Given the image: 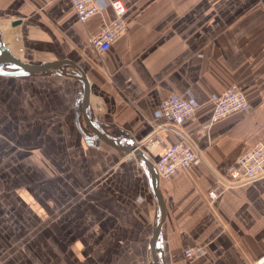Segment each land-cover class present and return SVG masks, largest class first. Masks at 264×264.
<instances>
[{"label":"crops","instance_id":"0c3cea01","mask_svg":"<svg viewBox=\"0 0 264 264\" xmlns=\"http://www.w3.org/2000/svg\"><path fill=\"white\" fill-rule=\"evenodd\" d=\"M122 1L126 29L100 53L88 37L115 18L110 5L81 23L69 0H0L2 39L29 61L76 62L95 126L121 147L135 143L156 173L164 143L193 145L195 162L157 179L166 264H253L264 251V173L219 179L264 143V0ZM231 84L248 109L211 123L214 98ZM80 92L72 77L0 74V264H151V177L132 150L87 137L81 118L77 127ZM171 94L194 107L178 133L158 127ZM149 137L161 141L150 147ZM209 188L220 190L212 202Z\"/></svg>","mask_w":264,"mask_h":264},{"label":"built area","instance_id":"2783aa9c","mask_svg":"<svg viewBox=\"0 0 264 264\" xmlns=\"http://www.w3.org/2000/svg\"><path fill=\"white\" fill-rule=\"evenodd\" d=\"M75 12L77 21L84 23L92 15L101 12L106 5H110L116 16L110 21H103L95 33L89 35L91 47L98 53L109 48L115 38L124 33L126 19L124 13L126 5L122 0H69ZM249 107L243 89L237 84H231L213 100V109L210 122H214L230 113L243 112ZM162 113L167 117L166 124H158V127H171L178 133L180 124L194 113V107L186 98L171 94L160 101ZM161 139L149 137L147 145L155 146ZM198 158L193 145L183 139L171 143H164L161 154L154 161L155 169L161 178L171 177L177 169H184ZM264 173V143L257 141L243 150L234 160L229 176L220 178V185L230 186L243 183L257 175ZM221 186V187H222ZM220 190L209 188L207 197L210 202L215 199ZM202 249V246L186 250V256H192ZM253 264H264V251L253 261Z\"/></svg>","mask_w":264,"mask_h":264},{"label":"water","instance_id":"95a60500","mask_svg":"<svg viewBox=\"0 0 264 264\" xmlns=\"http://www.w3.org/2000/svg\"><path fill=\"white\" fill-rule=\"evenodd\" d=\"M22 22V19H14L11 25H17ZM1 30V29H0ZM66 66L71 67L67 69ZM0 74L8 76H33L37 74L41 75H63L67 77H72L80 82L81 92L80 99L77 100L75 105V111L77 114V127H82V123L87 128V137L92 139L102 140L109 145L116 147L120 150L129 151L132 149L133 156L139 159L143 165L146 167L152 181L153 191L155 193V200L157 203L158 217L156 218L155 225L152 227L151 238H150V256L149 261L151 264H166L163 244L161 243V225L164 220L165 208L163 199L157 190V179L158 175L155 172L152 164L146 159L143 154L142 149L131 141L128 142L129 145L126 147H121L112 137L107 135L103 130L95 126V120L91 116L89 111V82L87 76L83 69L73 60L68 58H59L49 61H29L22 57H18L13 54L10 48L5 44L2 39V34L0 31ZM81 118V121H80ZM83 128V127H82ZM127 141V140H126ZM167 262V261H166ZM168 264V263H167Z\"/></svg>","mask_w":264,"mask_h":264},{"label":"rangeland","instance_id":"374dc122","mask_svg":"<svg viewBox=\"0 0 264 264\" xmlns=\"http://www.w3.org/2000/svg\"><path fill=\"white\" fill-rule=\"evenodd\" d=\"M4 29H5V31H6V33H7V34H5V37H6V35H7L6 39L12 41V39L14 38V36H13V34L11 33V30H9L7 26H6V28L4 27ZM8 34H9V35H8ZM37 75H39V74H37ZM109 151H110L109 154H112V155L114 154L115 156L117 155V153L115 154V150H114V149L109 150ZM107 152H108V150H107ZM108 158H110V157H108ZM113 158L116 160V159H120L121 157H113ZM156 171H157V170H156ZM157 174H158V172H157Z\"/></svg>","mask_w":264,"mask_h":264},{"label":"bare ground","instance_id":"6f19581e","mask_svg":"<svg viewBox=\"0 0 264 264\" xmlns=\"http://www.w3.org/2000/svg\"><path fill=\"white\" fill-rule=\"evenodd\" d=\"M137 148H139V147L137 146ZM130 150H132V149H130Z\"/></svg>","mask_w":264,"mask_h":264}]
</instances>
